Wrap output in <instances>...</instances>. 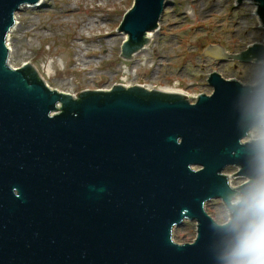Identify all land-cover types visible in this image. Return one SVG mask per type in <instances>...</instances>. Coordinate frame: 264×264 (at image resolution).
I'll list each match as a JSON object with an SVG mask.
<instances>
[{"label":"water","instance_id":"water-1","mask_svg":"<svg viewBox=\"0 0 264 264\" xmlns=\"http://www.w3.org/2000/svg\"><path fill=\"white\" fill-rule=\"evenodd\" d=\"M40 1L0 0V264H220L225 236L205 204L234 190L227 167L238 168L234 178L252 174L242 138L264 73L248 84L211 72L212 93L195 102L123 84L74 97L31 63L8 62L16 12ZM243 1L264 25V0ZM166 6L133 1L116 26L124 59L151 40ZM203 54L259 63L264 43ZM184 220L196 235L178 243L172 231Z\"/></svg>","mask_w":264,"mask_h":264},{"label":"rangeland","instance_id":"rangeland-1","mask_svg":"<svg viewBox=\"0 0 264 264\" xmlns=\"http://www.w3.org/2000/svg\"><path fill=\"white\" fill-rule=\"evenodd\" d=\"M133 0H45L39 7L23 6L8 36L9 64L31 63L47 84L77 96L78 92L109 89L114 84L176 87L186 95L211 93V72L256 84L264 62L215 59L203 52L217 43L229 53H241L252 43H264V25L253 1L167 0L151 40L129 61L120 56L126 35L116 27ZM224 173L233 186L245 178ZM224 204L212 199L206 211L218 221ZM196 222L174 227L175 242H190Z\"/></svg>","mask_w":264,"mask_h":264},{"label":"clouds","instance_id":"clouds-1","mask_svg":"<svg viewBox=\"0 0 264 264\" xmlns=\"http://www.w3.org/2000/svg\"><path fill=\"white\" fill-rule=\"evenodd\" d=\"M242 143L253 147L252 174L225 199L217 224L224 232L220 264H264V88L249 103Z\"/></svg>","mask_w":264,"mask_h":264},{"label":"bare ground","instance_id":"bare-ground-1","mask_svg":"<svg viewBox=\"0 0 264 264\" xmlns=\"http://www.w3.org/2000/svg\"><path fill=\"white\" fill-rule=\"evenodd\" d=\"M44 1H45V0H41L40 3H39L38 5H36V6H32V7H39V6H41V5L43 4ZM251 9H252V10H255V9H256V5L253 4L252 7H251ZM17 18H18V17H17V13H16V15H15V20H16ZM13 30H14V27L12 28V31H11V32H13ZM152 35H153V33L151 32V33H148L147 36H148L149 38H151Z\"/></svg>","mask_w":264,"mask_h":264}]
</instances>
